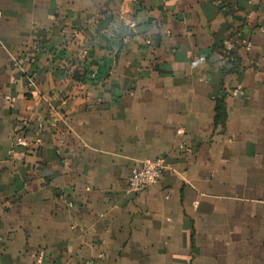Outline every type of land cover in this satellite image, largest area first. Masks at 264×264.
<instances>
[{
  "label": "crops",
  "instance_id": "obj_1",
  "mask_svg": "<svg viewBox=\"0 0 264 264\" xmlns=\"http://www.w3.org/2000/svg\"><path fill=\"white\" fill-rule=\"evenodd\" d=\"M0 264H264V0H0Z\"/></svg>",
  "mask_w": 264,
  "mask_h": 264
},
{
  "label": "built area",
  "instance_id": "obj_2",
  "mask_svg": "<svg viewBox=\"0 0 264 264\" xmlns=\"http://www.w3.org/2000/svg\"><path fill=\"white\" fill-rule=\"evenodd\" d=\"M245 45L250 47V44L245 42ZM28 86L34 87V83L31 79L28 80ZM6 100L10 102V106L14 107V99L11 96L6 97ZM179 135H182V130L178 131ZM18 147L25 145V140L22 138H16L14 141ZM169 168L167 161L164 158L155 160L143 161L139 168L132 170L129 177L127 193L138 194L149 188L150 186L158 183L163 173Z\"/></svg>",
  "mask_w": 264,
  "mask_h": 264
}]
</instances>
